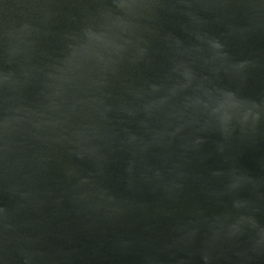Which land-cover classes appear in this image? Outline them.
I'll list each match as a JSON object with an SVG mask.
<instances>
[{"label": "water", "instance_id": "water-1", "mask_svg": "<svg viewBox=\"0 0 264 264\" xmlns=\"http://www.w3.org/2000/svg\"><path fill=\"white\" fill-rule=\"evenodd\" d=\"M0 264H264V0H0Z\"/></svg>", "mask_w": 264, "mask_h": 264}]
</instances>
